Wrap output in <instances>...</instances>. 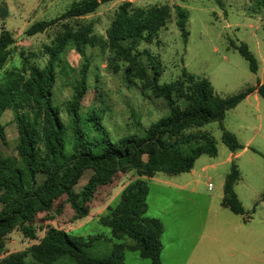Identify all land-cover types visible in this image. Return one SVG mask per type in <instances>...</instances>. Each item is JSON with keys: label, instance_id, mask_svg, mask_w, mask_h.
<instances>
[{"label": "trees", "instance_id": "1", "mask_svg": "<svg viewBox=\"0 0 264 264\" xmlns=\"http://www.w3.org/2000/svg\"><path fill=\"white\" fill-rule=\"evenodd\" d=\"M112 1L81 0L72 4L58 21L82 18ZM173 12L175 25L185 40L188 16L182 7H136L124 3L115 13L104 40L91 35L90 26H80L76 31L66 28L50 45L43 47L45 64L41 65L37 58H23L21 70L6 73L0 84V119L6 111L12 112L17 141L15 156L0 153V264H26L27 257L39 264H54L63 257L76 264H122L124 251H135L141 259L159 264L163 226L147 216L149 186L144 178L189 173L198 157H215L214 139L209 133L197 130L213 122L219 123L221 142L229 152L243 150L236 136L223 128L222 121L228 111L254 90L264 100V82L228 97H220L207 79L185 71L177 80L159 84L160 60L147 50L139 51L138 47L141 43H158V33ZM53 23L36 22L25 35L43 33ZM14 43L13 36L1 28L0 71ZM98 44L108 53V66L113 72L122 70L127 83L133 82L142 93L161 100L167 109L142 135L113 140L103 124V108H91L83 113L81 102L89 89L87 66H83L80 80L74 81L71 100L65 106L70 119L68 125L53 105L55 68L62 54L73 47L85 57V49ZM234 48L248 62L250 72L256 74L258 61L247 47ZM0 139L6 142L1 123ZM85 171L92 174L76 191ZM129 172L135 178L106 207L98 225L109 229L113 239L129 238L134 244L117 243L106 256L93 257L87 250L101 235H76L52 226L43 230L39 224V214L54 219L67 204L73 211L72 221L87 217L89 204L100 189L111 187L117 175ZM239 177L237 167L232 164L224 179L221 199V206L235 215L244 213L234 192ZM15 228L30 240H37L38 230L44 234L26 251L7 255L6 238Z\"/></svg>", "mask_w": 264, "mask_h": 264}, {"label": "rangeland", "instance_id": "2", "mask_svg": "<svg viewBox=\"0 0 264 264\" xmlns=\"http://www.w3.org/2000/svg\"><path fill=\"white\" fill-rule=\"evenodd\" d=\"M79 1L0 0V9L5 12H0V30L5 28L15 40L0 71V84L7 72L21 70L23 58H37L41 65L45 64L43 47L50 45L66 28L76 31L80 26H90L91 35L104 40L115 13L124 3L136 7L168 5L172 9L178 5L187 12L185 40L175 25L173 12L158 33V43H141L138 47L139 51L147 50L160 60L159 84L175 81L185 71L207 79L220 97H228L264 79V0H114L82 18L58 21ZM40 21L54 23L43 33L25 35L32 24ZM233 45H245L257 59L256 74L250 72L248 62ZM107 58L101 44L87 47L85 57L68 47L55 68L53 105L68 125L70 119L65 106L71 100L74 81L80 80L83 66H87L89 89L81 102L83 113L91 108H103V124L113 140L142 135L167 109L161 100L142 93L133 82L127 83L122 70L113 72ZM0 123L6 139L5 143L0 139V153L15 156L17 131L12 112L6 111ZM222 126L240 144L248 143V149L236 159L227 161L230 152L221 142L219 123L213 122L197 130L212 136L217 148L215 157H198L189 173L144 178L149 186L147 216L163 226L159 264H264V100L259 98L258 106L253 99L239 104L225 114ZM232 164L239 171L234 192L243 215H235L221 206L222 184ZM91 174L85 171L76 191L87 183ZM134 178L132 172L117 175L111 187L100 189L89 204L88 216L79 221H72L73 211L67 204L54 219L39 214V224L43 230L52 226L76 235H101L87 250L93 257L106 256L117 243L132 245L134 241L129 238L113 239L109 229L98 225V218ZM43 234L44 231L38 230L37 240H30L15 228L6 238V254L26 251ZM26 264L39 263L27 257ZM54 264L76 263L63 257ZM122 264L152 263L141 259L135 251H124Z\"/></svg>", "mask_w": 264, "mask_h": 264}, {"label": "crops", "instance_id": "3", "mask_svg": "<svg viewBox=\"0 0 264 264\" xmlns=\"http://www.w3.org/2000/svg\"><path fill=\"white\" fill-rule=\"evenodd\" d=\"M258 68H259V65H258ZM258 72V71H257ZM264 82V79H261V80H259V81H257L256 83H254L253 85H251V86H249V87H253V88H257L259 85H261L262 83ZM259 96H258V94H257V92H256V90H254L251 94H249L241 103H243V102H247V103H250V100L251 99H253V101L256 103V105L258 106L259 105ZM240 103V104H241ZM239 105V104H238ZM237 105V106H238ZM236 106V107H237ZM235 107V108H236ZM234 108V109H235ZM242 145V144H241ZM248 143L247 144H245V145H242L244 148H243V150H241V151H239V152H236V153H231L230 152V154H229V157H228V159H227V161H231L232 159H236L237 157H239L241 154H242V152L243 151H246L247 149H248ZM203 170H205V169H203ZM191 172V171H190ZM154 178V177H153ZM149 179H152V178H149ZM224 183V182H223ZM222 191H223V184H222ZM222 196H223V194H222Z\"/></svg>", "mask_w": 264, "mask_h": 264}]
</instances>
